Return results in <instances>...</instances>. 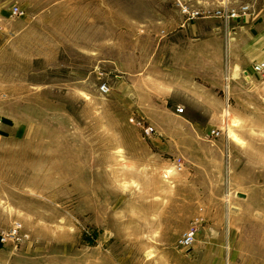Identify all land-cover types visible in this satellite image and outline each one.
<instances>
[{
	"label": "rangeland",
	"instance_id": "1",
	"mask_svg": "<svg viewBox=\"0 0 264 264\" xmlns=\"http://www.w3.org/2000/svg\"><path fill=\"white\" fill-rule=\"evenodd\" d=\"M181 23L220 92L169 62ZM263 30L264 0H0V264H264Z\"/></svg>",
	"mask_w": 264,
	"mask_h": 264
},
{
	"label": "crops",
	"instance_id": "2",
	"mask_svg": "<svg viewBox=\"0 0 264 264\" xmlns=\"http://www.w3.org/2000/svg\"><path fill=\"white\" fill-rule=\"evenodd\" d=\"M200 33L201 30L192 26L185 27L184 23H181L179 24V28L176 33L168 32L166 34V39L163 43L162 49L163 51L169 52L168 56L171 58V60H169L170 63L174 64L176 61L179 66H184L186 68V72L189 73L190 80H192L189 84L194 90L218 93L220 90H223V85L218 74V55L215 52L213 53V51H215V47L211 46V43L208 44V42H202L197 39ZM255 44L256 45L250 46H261L263 51L260 50L259 54L253 52V56L258 57L259 59H264V37ZM254 54L257 55L255 56ZM228 79L226 93L230 92V84L234 83L233 79H235V76H230ZM195 82H200L201 85L197 86L195 85ZM169 88L171 89V87ZM259 88L261 94H263L264 100V82L261 83V87Z\"/></svg>",
	"mask_w": 264,
	"mask_h": 264
},
{
	"label": "built area",
	"instance_id": "3",
	"mask_svg": "<svg viewBox=\"0 0 264 264\" xmlns=\"http://www.w3.org/2000/svg\"><path fill=\"white\" fill-rule=\"evenodd\" d=\"M180 7H181V11L186 14L188 17L190 18H195L199 15H202L201 12H199V10H194V9H190V7L187 4H181L180 3ZM249 10V6L247 5H240L237 8H222V9H217L215 10L214 14L217 17H222V18H236L238 16L244 15L248 12ZM21 14V10L17 7V6H13L11 8V15L12 16H17ZM252 71L259 76L261 79L264 80V61H260V62H255L252 64ZM245 76L248 78L247 72L245 71ZM100 89L101 91L105 92L107 91V86L106 84H101L100 85ZM229 115H230V110H229V103L226 101L222 112H221V127L219 128H213L210 130L209 135L212 137H219L225 130L227 131L229 126H230V121H229ZM132 120V119H131ZM144 132L146 134H149L150 132H152L153 128L151 126H146L143 128ZM177 168L181 167V163L178 162L176 164ZM18 230H19V224L16 223L14 224L13 227H11V229L9 230L8 233L2 232L0 235L1 239L5 238V234L8 235H12V236H18ZM195 238V227L191 226L188 229H186L178 238V243L179 245L183 246V247H188L191 245V243L193 242Z\"/></svg>",
	"mask_w": 264,
	"mask_h": 264
},
{
	"label": "water",
	"instance_id": "4",
	"mask_svg": "<svg viewBox=\"0 0 264 264\" xmlns=\"http://www.w3.org/2000/svg\"><path fill=\"white\" fill-rule=\"evenodd\" d=\"M237 195H239V196H244L245 194L244 193H242V192H237Z\"/></svg>",
	"mask_w": 264,
	"mask_h": 264
}]
</instances>
